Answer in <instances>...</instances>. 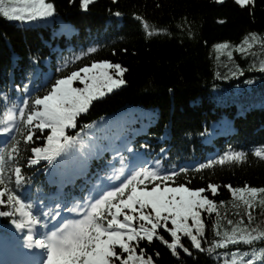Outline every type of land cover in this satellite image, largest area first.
I'll list each match as a JSON object with an SVG mask.
<instances>
[{"label": "trees", "instance_id": "1", "mask_svg": "<svg viewBox=\"0 0 264 264\" xmlns=\"http://www.w3.org/2000/svg\"><path fill=\"white\" fill-rule=\"evenodd\" d=\"M55 3L58 5L57 16L63 19V31L58 36L53 34L57 27L55 23L53 28L27 27L0 17V126L8 103L3 96L5 93L11 95L13 100L18 95L12 89L31 69L30 56L35 59L39 54L41 68L54 76L52 83L93 63H119L128 69L124 76L126 84L94 100L89 111L77 118V128L66 132L72 135L79 132L90 140L105 130L106 142L101 143L111 148L120 142L117 133L130 114L150 111L157 118L144 133H139L137 138H143L139 142H146L156 152L160 147H166L170 159H183L196 155L197 147H204L200 143L201 137L215 130L213 143L216 148L225 146L223 152L228 149L245 151L247 159L212 164L211 168L188 171L176 178L174 186L186 184L194 189H207L210 184L220 186L217 195L208 192L218 207L215 213H202L205 223L202 244L207 249L209 241H219L223 233H231L241 220V227L264 231V206L259 204L264 197L258 195L260 199L247 209L227 187L229 184L233 188L264 187V159L254 155L256 149L264 148V72L250 67V48L243 56L236 51L250 33L264 37V0H257L255 8L248 11L235 5L234 0H225L223 6L214 4L213 0H118V3L96 0L88 11L81 9L80 0L76 4L71 0H55ZM116 11L122 16L115 17ZM137 15L150 25L154 33L151 37L147 36L143 22L133 19ZM165 29L167 32L163 31ZM218 43L230 45L227 50L232 52L234 71L239 68L243 75L232 76L234 71L225 72L220 66L217 55L221 50L215 48ZM252 47L257 51L264 48L259 42L252 43ZM92 48L96 51L92 52ZM79 52L84 54L76 62L56 70L65 55L75 57ZM248 80L253 82L247 83ZM74 86L83 85L77 82ZM50 87L51 84L34 92L29 108L35 97L47 94ZM19 95L23 97L24 93ZM128 126L139 129L141 122ZM28 127L22 121L19 123L14 136L19 141L15 145L19 155L15 162L8 160L4 175H8L11 168L21 166L26 176L43 178L44 162L30 169L26 167L31 147H42L44 140L33 129L34 139L37 136L40 139L35 144L26 141ZM9 144L7 147L11 150L13 143L10 141ZM3 187L4 181L0 179V189ZM7 209L12 210L0 206V210ZM248 212L253 217L251 222ZM10 219L0 217V222L4 224ZM229 220L233 223L229 224ZM217 232L222 237L216 235ZM182 240L186 242V238L182 237ZM242 246L216 248L212 258L195 250L191 258L181 253V261L182 264H224L223 256L216 259L217 254L237 250L250 252L252 247L259 250L264 243L257 241L253 246ZM155 251L161 252L159 258L154 257L156 264H177V259L154 240L148 252ZM257 264H260L259 260Z\"/></svg>", "mask_w": 264, "mask_h": 264}, {"label": "snow or ice", "instance_id": "2", "mask_svg": "<svg viewBox=\"0 0 264 264\" xmlns=\"http://www.w3.org/2000/svg\"><path fill=\"white\" fill-rule=\"evenodd\" d=\"M71 2L76 4L77 0ZM95 2L80 0V7L88 11ZM113 2L118 3V0ZM213 3L223 6L225 0H213ZM234 3L248 11L249 8H255L257 0H234ZM57 13L55 0H0V17L9 22H20L27 27L41 22L48 23ZM113 15L119 18L122 13L116 11ZM133 19L143 22L147 36L154 34L143 17L137 15ZM163 31L167 32L166 29ZM254 42L264 46V37H259L255 32L250 33L237 46L236 51L243 54ZM229 47L228 43L215 45L217 51ZM91 51L95 52L96 49L92 48ZM227 55L231 58L232 52L228 51ZM29 60L31 69L12 90L18 93L19 119L30 126L25 133V140L35 144L40 139L39 136L34 139L33 129L44 137L42 147H31L26 167L30 169L44 162L43 171L48 177L49 191L41 189L37 202L38 214L34 215L33 211L27 210L32 207L31 203H26V193L32 191V177L26 176L21 166L11 168L8 175H4L8 160L15 162L19 155V149L15 146L19 141L14 139V130L19 127L17 104L14 103L5 113L6 120L3 127H0V140H4V144L0 145L4 149V154H0V179L4 181V187L0 189V206L12 210H0V217L12 218L14 228L25 235L27 249H33L34 246L48 249L45 264H156L154 257L159 258L161 252H148L154 240L177 259V264H182L181 253L191 258L195 250L207 253L212 258L216 248L230 244L253 246L257 241L264 243V231L241 227V220L232 228L231 233H223L221 240L209 241L210 247L207 249L203 246L205 223L202 213L217 212V203L209 198L208 192L215 196L220 186L210 184L207 189H194L186 184L174 186L176 178L181 173H188L190 167L199 170L211 167L213 163L224 164L225 160L244 161L247 153L228 151L218 160L210 159L198 166L161 168V159L152 157L148 151L150 145L145 142L138 149L134 144L135 137L146 131L157 118L150 111L130 114L117 133L120 142L111 147L112 152L121 154L120 162L127 164L128 177L119 185L109 183L107 188H90L89 181L99 179L100 170L111 166L110 162H105V153L109 148L101 143L105 138V130L90 140L82 137L79 132L72 135L66 130L77 128V118L89 111L94 100L124 86V76L128 69L119 63L98 62L83 67L81 71L72 72L67 78L55 79L52 83L54 76L41 68L39 54H36L35 59L30 56ZM260 70L264 72V64H261ZM237 75H243V70L238 68L232 72V76ZM77 82L83 86H74ZM49 84L51 87L47 94L36 96L29 108L33 93ZM21 92L24 93L23 97L19 95ZM3 99L8 102L12 98L5 93ZM136 121L141 122L139 129L128 127ZM10 141L13 143L11 150L7 147ZM166 152L162 147L158 156L163 158ZM124 153L128 154L126 158L123 157ZM254 155L264 159V148L256 149ZM94 163L98 165L95 172L92 170ZM111 179L113 177H109L108 181ZM227 187L232 196L242 201L247 209H251L257 202L258 195L264 197V187L246 185L233 188L231 184ZM75 200L80 202L73 204ZM259 204L264 206V198L259 200ZM71 213H77L82 218L69 219L68 214ZM42 218L45 219L42 221ZM252 219L251 212H248V221ZM228 223L232 224L233 221L229 220ZM38 226L47 228L50 235L46 233L45 239H36ZM182 237L186 238V242ZM221 256L224 264H257L258 260L264 264V247L259 250L252 247L250 252H225L217 254L216 259Z\"/></svg>", "mask_w": 264, "mask_h": 264}, {"label": "rangeland", "instance_id": "3", "mask_svg": "<svg viewBox=\"0 0 264 264\" xmlns=\"http://www.w3.org/2000/svg\"><path fill=\"white\" fill-rule=\"evenodd\" d=\"M3 18V17H2ZM3 19H5V18H3ZM6 20V19H5ZM7 21V20H6ZM54 22H56L57 23V27H56V29L54 30V32H53V34H55V35H59L62 31H63V29H62V27H63V22H62V20L58 17V16H56L55 18H53L50 22H48V23H43V22H41V23H39V24H34L33 26H36V25H42V26H49V27H51V28H53V25H54ZM14 23H17V24H19V25H21V26H25L24 24H22V23H20V22H14ZM251 48H254V47H250V51H252L251 52V54L248 56V58H249V63H250V67H252V68H258V69H260V67H261V64H264V48H262V50H259V51H257V50H253V49H251ZM246 49H248V48H246ZM247 51V50H246ZM227 52H228V50L227 49H225V50H221L219 53H218V55H217V58H218V61L220 60V62H221V64H220V66L225 70V72H232V71H234L235 69H236V66H235V64L232 62V57L231 58H229L228 57V55H227ZM240 53V52H239ZM246 53H243L242 54V56L243 55H245ZM235 92H237V90H235ZM156 115V114H155ZM129 127V126H128ZM261 197V196H260ZM260 197L259 196H257V199L259 200L260 199ZM220 237H222L221 235H219ZM223 238V237H222ZM221 238V239H222ZM220 239V240H221ZM231 245V244H230ZM229 246V245H228ZM221 248H225V247H221Z\"/></svg>", "mask_w": 264, "mask_h": 264}]
</instances>
